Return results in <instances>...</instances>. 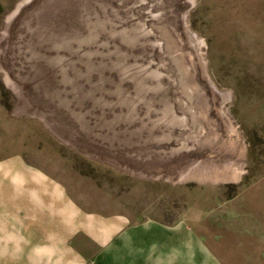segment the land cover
I'll use <instances>...</instances> for the list:
<instances>
[{
    "label": "rangeland",
    "instance_id": "374dc122",
    "mask_svg": "<svg viewBox=\"0 0 264 264\" xmlns=\"http://www.w3.org/2000/svg\"><path fill=\"white\" fill-rule=\"evenodd\" d=\"M18 154L87 209L260 263L264 0H0V160Z\"/></svg>",
    "mask_w": 264,
    "mask_h": 264
},
{
    "label": "crops",
    "instance_id": "0c3cea01",
    "mask_svg": "<svg viewBox=\"0 0 264 264\" xmlns=\"http://www.w3.org/2000/svg\"><path fill=\"white\" fill-rule=\"evenodd\" d=\"M0 264L224 262L187 222H131L87 209L65 183L18 154L0 160Z\"/></svg>",
    "mask_w": 264,
    "mask_h": 264
}]
</instances>
